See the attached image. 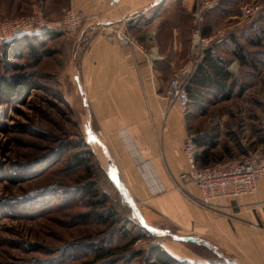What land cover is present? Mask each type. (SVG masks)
I'll use <instances>...</instances> for the list:
<instances>
[{
  "label": "rangeland",
  "instance_id": "1",
  "mask_svg": "<svg viewBox=\"0 0 264 264\" xmlns=\"http://www.w3.org/2000/svg\"><path fill=\"white\" fill-rule=\"evenodd\" d=\"M178 1L162 3L161 13L175 16L188 36L198 0L188 11ZM63 2L0 0V22L37 10L53 22L69 8L57 7ZM247 4L258 8L245 17ZM202 27L214 36L213 51L233 79L179 113L195 139L213 140L207 159L264 151V0H216L203 12ZM79 28L36 33L37 61L25 51L8 57L0 48V264H165L150 254L158 244L183 263L227 264L203 244L171 238L175 230L163 221L147 222L131 199L140 221L117 189L108 158L89 139L104 140L74 78ZM235 43L244 62L234 54ZM6 81L14 84L10 93L1 90ZM216 250L237 264H264L253 262L248 247Z\"/></svg>",
  "mask_w": 264,
  "mask_h": 264
},
{
  "label": "crops",
  "instance_id": "2",
  "mask_svg": "<svg viewBox=\"0 0 264 264\" xmlns=\"http://www.w3.org/2000/svg\"><path fill=\"white\" fill-rule=\"evenodd\" d=\"M172 1L64 0L57 4L89 17L74 36L79 52L74 78L104 140L100 139L102 144L89 139L112 161L128 197L147 222L163 221L177 236L194 235L219 248L248 247L255 255L253 262H262L264 176L254 194L220 198L214 209L192 201L198 196L196 186L176 183L188 169L181 145L189 131L178 106L167 109L164 91L172 72L187 57L189 35L175 24V16L162 15L161 8ZM193 1L179 0L180 9L190 10ZM96 21L126 28L138 46L152 48L162 58H150L136 45L109 39ZM207 158L202 165L216 162Z\"/></svg>",
  "mask_w": 264,
  "mask_h": 264
},
{
  "label": "built area",
  "instance_id": "3",
  "mask_svg": "<svg viewBox=\"0 0 264 264\" xmlns=\"http://www.w3.org/2000/svg\"><path fill=\"white\" fill-rule=\"evenodd\" d=\"M216 5V0H198L192 14V26L189 33V47L185 61L176 68L168 78L164 91L167 109L177 105L181 113H185L188 105L187 88L191 77L200 64L204 50L211 44L214 36L203 33L202 14L206 9ZM258 8L257 5L247 4L242 8V15L249 16ZM81 11L71 7L63 10L61 16L51 22L44 20L40 10L29 15H19L0 22V41L9 40L20 35H30L42 30L56 29L61 32L77 30L88 20ZM97 22V21H96ZM109 39H116L121 45H136V40L125 29H115L99 24ZM45 28V29H44ZM138 48L150 58L161 59L156 50ZM100 134V133H99ZM101 135V134H100ZM182 153L188 164V169L181 172L177 185L183 187L193 184L198 190V196L192 201L200 206L214 209L220 198L239 199L242 196L254 194L257 181L264 176V151L260 149L247 150L245 154L225 158L209 165H199L200 147L193 134L188 133L181 145Z\"/></svg>",
  "mask_w": 264,
  "mask_h": 264
},
{
  "label": "trees",
  "instance_id": "4",
  "mask_svg": "<svg viewBox=\"0 0 264 264\" xmlns=\"http://www.w3.org/2000/svg\"><path fill=\"white\" fill-rule=\"evenodd\" d=\"M203 33L208 34L204 28ZM35 41H38L37 34H25L0 42V48L2 53L8 57H20L25 51L34 61H37L39 56L36 51L37 45L35 44ZM234 54L239 61H245L244 55L239 50L237 43H235ZM231 79H233V74L228 69L227 62L221 56L213 52V46L210 44L204 50L203 58L198 65L196 72L190 79L187 88L189 102H197L198 100H201L205 91L224 89ZM13 85L12 82L6 81L1 86V90L10 93L14 87ZM195 141L198 146L201 147L199 154L201 159H203L202 163H206V158L211 155V149L215 147V144L210 137L205 140L195 139ZM76 155L78 154H75V156ZM83 162L84 159L80 157L78 163L83 164ZM83 190L86 194H89L88 187L83 188ZM92 203L97 204L95 201ZM95 215L102 221H106V218H100L99 213H96ZM109 215H111V213H109ZM150 254L152 257L163 261L165 264H189L175 259L159 244L152 246ZM101 255V253L98 254V256Z\"/></svg>",
  "mask_w": 264,
  "mask_h": 264
},
{
  "label": "water",
  "instance_id": "5",
  "mask_svg": "<svg viewBox=\"0 0 264 264\" xmlns=\"http://www.w3.org/2000/svg\"><path fill=\"white\" fill-rule=\"evenodd\" d=\"M90 131H91V128H90ZM107 165L109 166L110 171H111V173H112V175H113V177L115 179V184L117 186V189L119 190V192H121L123 194V196L125 197V200L127 201V203L130 205V207L135 212V214L140 219V221H142L141 217L139 216V214H138V212L136 210V207H135L133 201L127 195V192H126V190H125V188H124V186H123V184H122V182H121V180L119 178L117 169L115 168L114 164L112 163L111 160H107ZM142 225L145 226V224H143V223H142ZM145 227L147 228V226H145ZM152 233L156 234L158 237L164 236L163 234H159V233H155V232H152ZM169 236L171 238L179 239V240H182V241H187V242H192V243H197V244H203L206 247H208V248L212 249L213 251H215L219 256H222L227 264H237L236 262H234L232 260H228L226 257H224L222 255V253L217 251L216 247L211 242H209L208 240L196 237L194 235H179V236H177L175 234H171Z\"/></svg>",
  "mask_w": 264,
  "mask_h": 264
}]
</instances>
